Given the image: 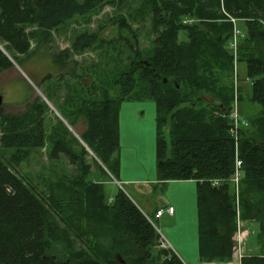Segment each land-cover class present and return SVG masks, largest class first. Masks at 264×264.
I'll return each instance as SVG.
<instances>
[{"label":"trees","instance_id":"trees-1","mask_svg":"<svg viewBox=\"0 0 264 264\" xmlns=\"http://www.w3.org/2000/svg\"><path fill=\"white\" fill-rule=\"evenodd\" d=\"M104 4L120 11L111 21L134 44L122 34L101 38L99 26L77 34L70 48L53 49L54 32L76 17L90 21ZM228 15L245 31L238 61L252 82L250 100L262 108L238 142L229 119L235 91L223 83L233 71ZM138 17L150 25L148 47L139 46L130 25ZM187 17L202 22L183 26ZM42 48L57 67L37 85L49 104L27 98L23 111L0 115V146L13 150L8 163L0 155V264H184L160 247L149 217L124 190L105 194L104 184L119 181L120 108L135 101L156 105L158 181L198 184L200 261H232L238 210L243 221L258 224L264 246V0H0V72ZM87 52L98 61L74 59ZM49 105L62 118L50 134ZM82 119L86 147L73 134ZM48 143L55 167L49 178L39 177L38 190L15 171ZM237 156L238 195L229 183ZM60 161L67 165L56 168ZM214 179L226 183L215 188ZM240 264H264V255Z\"/></svg>","mask_w":264,"mask_h":264},{"label":"rangeland","instance_id":"rangeland-1","mask_svg":"<svg viewBox=\"0 0 264 264\" xmlns=\"http://www.w3.org/2000/svg\"><path fill=\"white\" fill-rule=\"evenodd\" d=\"M119 12L120 11L117 10L115 7L104 4L102 10H100L98 13H93L90 21L86 20L85 18H78V17L74 18L66 25L61 27L59 31L54 32V42L52 45L53 49L55 51H59L60 49L62 50V49L70 48L73 39L74 37L77 36V34L84 32H94L99 28V26L105 27L103 31L100 32L101 38H104L106 40H112L113 38L118 37L119 34H122L123 37L125 38L127 37L134 44L135 40L133 38V35L128 30L119 29L114 23H112V21H114L120 14ZM146 23L147 24L144 25V22L140 19V17H138L135 23L130 24L132 30H134L138 35L137 39L139 41V46L142 48L148 47L151 42L148 35L150 25L148 22ZM240 23L241 21L239 20L237 22L238 29H240L242 32H245L244 29L241 27ZM44 51L45 50L43 48L38 49L36 55H34L31 58L21 57L19 60L18 67L21 69L22 72L18 70V68H16L15 66L11 69L0 72V92L2 95H4V101H3V106L0 109V115L8 114V113L9 114L19 113L23 111L26 106V103L24 104L22 103L24 94H27L25 96V99L30 98V101L35 100L37 98H41L44 102H46L45 97L44 96L42 97L40 95L42 94L41 90L38 87L40 81H36V80L39 79L40 76L46 75L50 72H54L57 69V67L56 65H53L54 63L51 62V60L46 56ZM74 59L80 63L83 62L92 63L93 61L94 62L98 61V56L96 53L87 52L84 53L83 55H77V56L75 55ZM238 63L237 62L234 63L233 60V71L231 74L227 73L223 83L224 85H227L228 88H233L234 91L236 90L238 84L239 86L238 93H240L241 91L243 98L239 100V102H236V109L239 114L240 120L247 122L250 127V122L261 114L262 108L261 106L253 103L250 100L252 82L248 78L246 64L245 63L238 64ZM235 70L237 71L238 74L237 80L235 78L236 76ZM30 77L34 80L32 81ZM203 100L209 102L213 101L212 98L209 96L203 97ZM50 105H49L50 111L47 113V120H46V124L48 127V134H50V128L57 124L56 118L62 120V118L59 117L58 112L52 108L53 107L52 105H51L52 107ZM76 129L81 133L82 125L78 124L74 130V133H76L77 137H79L78 136L79 134L76 132ZM144 133L145 132L143 131V134ZM0 137H1V133H0ZM79 139L81 138L79 137ZM167 140L169 141V139ZM49 147L50 144L48 143L45 149L41 151H35L31 159L23 163L21 168L15 171V173L22 180L26 181L28 185H33L35 188L38 187V190L43 187L42 181L39 177L45 176L46 178H49L51 176L49 171L52 170L51 165L52 167H55L48 160L47 152ZM12 151L13 150L11 149L3 150L0 146V155L5 163H8V159ZM90 158H95V157L91 154ZM62 165L64 166L67 165V161H60V163L56 166V168H62ZM95 169L96 168H94V170ZM116 181L114 179H111V181H108L107 184H104L105 194L107 197H114L117 193L118 188L124 190L122 186L121 185L119 186V184ZM123 185H124L123 187L126 189V192L131 196V198L136 203H139L138 201H140V199L136 195L135 191L126 184ZM149 215H151L149 217H152L154 219V216H152V214ZM155 223L158 224L157 220H155ZM244 223L245 224H244V228L242 229V234L244 235L245 251H247L246 256L256 255L259 252L264 253V248H262V246L258 241V235H259L258 224L254 222H249V224L247 222ZM234 240L236 246L232 261L214 262V263H228V264L241 263V259L244 256L236 257L235 255L237 248V235L235 236ZM252 251L254 252L252 253Z\"/></svg>","mask_w":264,"mask_h":264},{"label":"crops","instance_id":"crops-1","mask_svg":"<svg viewBox=\"0 0 264 264\" xmlns=\"http://www.w3.org/2000/svg\"><path fill=\"white\" fill-rule=\"evenodd\" d=\"M42 77L40 76L36 81H41ZM26 95H23V104L26 102ZM156 117L157 109L152 101L122 104L119 113V183L125 192L123 184L135 191L140 199L139 203H136L126 193L145 215L149 217L151 216L149 214H152L154 216V219L149 218L162 231L171 244L172 250L184 264H228L200 261L197 182L170 181L161 183L158 181ZM78 124L82 125L81 133L76 129L80 137L86 131V124L84 119L78 121L75 128ZM147 129L149 130L147 135L149 140L145 137ZM73 134L76 133L73 131ZM74 136L78 139L76 135ZM97 176L100 178L98 173L95 178ZM168 207L174 208L173 215L165 213L159 219L155 217L157 211ZM155 220L158 224L155 223ZM256 255H264V253L259 252Z\"/></svg>","mask_w":264,"mask_h":264},{"label":"built area","instance_id":"built-area-1","mask_svg":"<svg viewBox=\"0 0 264 264\" xmlns=\"http://www.w3.org/2000/svg\"><path fill=\"white\" fill-rule=\"evenodd\" d=\"M228 21L233 25V31L230 35V38H229L227 45H228L229 50L232 52L234 63L235 62L238 63L239 47H240L241 43L243 42V40L245 39L246 34H245V32H242L237 27V22L239 21V19L231 17L228 15ZM201 22H202L201 19L195 18V17H187V18H183L181 20V24L183 26H186V27H192V26L200 24ZM235 73H236L235 77L237 78L238 74H237L236 70H235ZM238 90H239V86L237 84V88L235 90L236 96H235L234 106H233V108L229 114V119L231 120V125H232L231 134H232V137L237 142H238L240 130L241 129H247L249 127L247 122L240 120L239 114H238L237 109H236V102H238V100H237ZM242 168H243L242 161L237 156L236 157V163H235V172H234V175L232 176L231 180L229 181V183L232 185V187L235 190L237 195H238L240 183H241V180L243 177ZM210 182H211V185L213 187L220 188L223 186L224 183H226V180L214 179ZM110 201H112V199H110ZM238 204H239V202H237V209L239 208ZM165 213H168L169 215H173L174 214V208L168 207L166 209L159 210L156 212L155 217L157 219H159ZM149 220L153 224V226L155 227L156 231L158 232V234L160 236V240H159L160 247L162 249H169V250L172 249L171 244L166 239V237L164 236L162 231L152 222V220L150 218H149ZM244 222L245 221H242V219L240 218V213L238 210L237 211V234H236L237 235V248H236V253H235L236 257H243V256H246V254H247V251H245V247H244V244H245L244 235L242 234V229L244 228V224H245ZM247 223L249 224V222H247Z\"/></svg>","mask_w":264,"mask_h":264},{"label":"water","instance_id":"water-1","mask_svg":"<svg viewBox=\"0 0 264 264\" xmlns=\"http://www.w3.org/2000/svg\"><path fill=\"white\" fill-rule=\"evenodd\" d=\"M14 63V62H13ZM14 66L16 67V68H18V70H20L21 71V69L18 67V65L17 64H15L14 63ZM22 72V71H21ZM179 88V87H178ZM42 97H43V95L42 94H40ZM3 101H4V97H3V95L1 94V92H0V109H1V107L3 106ZM46 101V100H45ZM47 102V101H46ZM47 104H49L48 102H47ZM76 135V134H75ZM77 136V135H76ZM78 139H79V137H78ZM81 142H82V140L81 139H79ZM83 143V142H82ZM83 145H84V143H83ZM85 146V145H84ZM86 147V146H85ZM114 179V178H113ZM115 180V179H114ZM116 181V180H115ZM118 184H119V186H120V183L118 182V181H116Z\"/></svg>","mask_w":264,"mask_h":264},{"label":"bare ground","instance_id":"bare-ground-1","mask_svg":"<svg viewBox=\"0 0 264 264\" xmlns=\"http://www.w3.org/2000/svg\"><path fill=\"white\" fill-rule=\"evenodd\" d=\"M146 128H149V126H146ZM145 132H146L145 137L147 140H149V138L147 137V135L149 134V130L147 129V130H145Z\"/></svg>","mask_w":264,"mask_h":264}]
</instances>
